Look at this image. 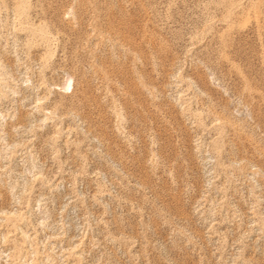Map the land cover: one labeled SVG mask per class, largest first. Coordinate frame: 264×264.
<instances>
[{"label":"rangeland","instance_id":"rangeland-1","mask_svg":"<svg viewBox=\"0 0 264 264\" xmlns=\"http://www.w3.org/2000/svg\"><path fill=\"white\" fill-rule=\"evenodd\" d=\"M0 264H264V0H0Z\"/></svg>","mask_w":264,"mask_h":264}]
</instances>
